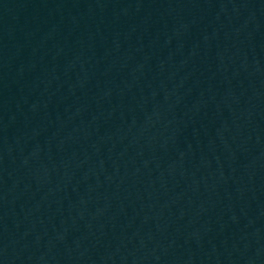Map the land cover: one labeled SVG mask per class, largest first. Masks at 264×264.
<instances>
[{
  "label": "water",
  "instance_id": "obj_1",
  "mask_svg": "<svg viewBox=\"0 0 264 264\" xmlns=\"http://www.w3.org/2000/svg\"><path fill=\"white\" fill-rule=\"evenodd\" d=\"M0 264H264V0H0Z\"/></svg>",
  "mask_w": 264,
  "mask_h": 264
}]
</instances>
